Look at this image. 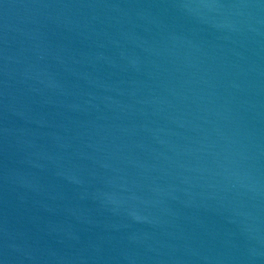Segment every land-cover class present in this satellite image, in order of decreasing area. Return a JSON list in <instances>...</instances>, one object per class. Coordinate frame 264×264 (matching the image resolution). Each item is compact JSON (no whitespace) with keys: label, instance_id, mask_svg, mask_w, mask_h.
<instances>
[{"label":"water","instance_id":"obj_1","mask_svg":"<svg viewBox=\"0 0 264 264\" xmlns=\"http://www.w3.org/2000/svg\"><path fill=\"white\" fill-rule=\"evenodd\" d=\"M0 264H264V0H0Z\"/></svg>","mask_w":264,"mask_h":264}]
</instances>
